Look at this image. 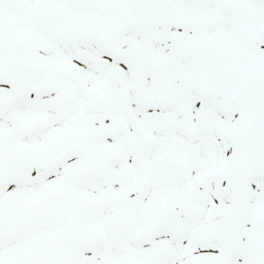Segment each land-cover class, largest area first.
I'll return each instance as SVG.
<instances>
[{
  "label": "bare ground",
  "instance_id": "1",
  "mask_svg": "<svg viewBox=\"0 0 264 264\" xmlns=\"http://www.w3.org/2000/svg\"><path fill=\"white\" fill-rule=\"evenodd\" d=\"M67 1L0 0V264H264V148L221 229L262 8Z\"/></svg>",
  "mask_w": 264,
  "mask_h": 264
},
{
  "label": "water",
  "instance_id": "2",
  "mask_svg": "<svg viewBox=\"0 0 264 264\" xmlns=\"http://www.w3.org/2000/svg\"><path fill=\"white\" fill-rule=\"evenodd\" d=\"M85 2V0H74V4L75 5H82ZM231 224H228V226L226 227V233H230L231 232Z\"/></svg>",
  "mask_w": 264,
  "mask_h": 264
},
{
  "label": "rangeland",
  "instance_id": "3",
  "mask_svg": "<svg viewBox=\"0 0 264 264\" xmlns=\"http://www.w3.org/2000/svg\"><path fill=\"white\" fill-rule=\"evenodd\" d=\"M86 7H91L90 5L89 6H87L86 5ZM262 30V28L260 29V31ZM259 98V97H258ZM245 142V141H244ZM244 142H243V144H244ZM233 159H235V161L237 162L238 161V158L237 157H235V156H233ZM237 159V160H236Z\"/></svg>",
  "mask_w": 264,
  "mask_h": 264
}]
</instances>
